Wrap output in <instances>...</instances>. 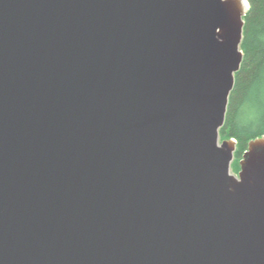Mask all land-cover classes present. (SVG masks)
I'll use <instances>...</instances> for the list:
<instances>
[{"label":"water","instance_id":"water-1","mask_svg":"<svg viewBox=\"0 0 264 264\" xmlns=\"http://www.w3.org/2000/svg\"><path fill=\"white\" fill-rule=\"evenodd\" d=\"M248 8L0 0V264H264V135L237 175L219 135Z\"/></svg>","mask_w":264,"mask_h":264},{"label":"trees","instance_id":"trees-1","mask_svg":"<svg viewBox=\"0 0 264 264\" xmlns=\"http://www.w3.org/2000/svg\"><path fill=\"white\" fill-rule=\"evenodd\" d=\"M240 44L243 57L230 93L220 140L233 138L231 170L238 173L239 162L249 141L264 135V0H247Z\"/></svg>","mask_w":264,"mask_h":264},{"label":"rangeland","instance_id":"rangeland-1","mask_svg":"<svg viewBox=\"0 0 264 264\" xmlns=\"http://www.w3.org/2000/svg\"><path fill=\"white\" fill-rule=\"evenodd\" d=\"M230 173L234 174V175H237V173L233 172L232 170L230 171Z\"/></svg>","mask_w":264,"mask_h":264},{"label":"bare ground","instance_id":"bare-ground-1","mask_svg":"<svg viewBox=\"0 0 264 264\" xmlns=\"http://www.w3.org/2000/svg\"><path fill=\"white\" fill-rule=\"evenodd\" d=\"M245 7V6H244Z\"/></svg>","mask_w":264,"mask_h":264}]
</instances>
